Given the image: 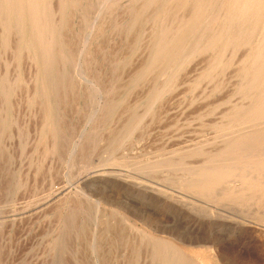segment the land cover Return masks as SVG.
<instances>
[{"label":"rangeland","instance_id":"374dc122","mask_svg":"<svg viewBox=\"0 0 264 264\" xmlns=\"http://www.w3.org/2000/svg\"><path fill=\"white\" fill-rule=\"evenodd\" d=\"M115 1L43 3L50 16L43 26L52 25L43 47L29 38L25 17L8 35L0 20V264H171V253L186 256L185 264H264V199L255 189L234 193L238 181H216L204 170L222 155H236L240 165L225 146L264 128L250 117L259 89L248 102L243 87L252 78L242 81L238 69L254 63L260 29L235 26L229 32L241 47L187 53L176 70L149 72L166 23L178 28L175 18L163 19L167 0ZM180 29L178 44L191 30ZM133 119L142 123L132 126ZM189 181H211L218 196Z\"/></svg>","mask_w":264,"mask_h":264},{"label":"bare ground","instance_id":"6f19581e","mask_svg":"<svg viewBox=\"0 0 264 264\" xmlns=\"http://www.w3.org/2000/svg\"><path fill=\"white\" fill-rule=\"evenodd\" d=\"M69 1V0H68ZM105 0H103L104 2ZM109 1V0H108ZM111 1V0H110ZM114 1V0H112ZM117 1V0H116ZM115 1V2H116ZM143 1V0H140ZM139 1V2H140ZM154 0H146L147 5H150ZM221 1V0H220ZM48 2V0H0V15L3 16V13H7V20L4 21L3 19L0 18L1 23L3 24V30L5 33L6 31H8L11 29V25H16L18 26L20 21L25 17L27 24H29V38H32L34 40H36V43H34V45H39L40 47H43L46 45L45 42V35L50 33V30L52 28L51 26H43V19L44 18H48L49 13H45L44 11V4ZM58 2V1H57ZM79 2V0H78ZM77 0H76V5H77ZM101 2V1H99ZM114 2V4H116ZM145 2V3H146ZM158 2V0H157ZM160 2V1H159ZM158 2V3H159ZM53 3V0H52ZM59 3V2H58ZM73 3V2H72ZM75 3V2H74ZM88 3V2H86ZM112 3V2H111ZM156 3V1L154 2ZM154 3L152 4V7L154 5ZM156 3V5L158 4ZM216 0H167L166 3L163 4L162 7V16L164 17L163 19H169V17H172V19L170 18V20H174L175 18V22H177V26L178 28H176L177 30H174V32L169 31L170 28L166 23V27H164L163 25V32L161 34V36L159 37L158 42L154 43V45L156 44L157 47L154 51V53L152 54V59L151 62L149 63L148 66V70L147 71H152L154 69L158 68H166L169 69L172 67V69H177L180 67L181 63H182V59L183 57L187 54L188 57H190L189 55L193 54L194 52L200 51L201 53H207V51L212 52L213 51V55L215 56L214 51H218L220 49H226L227 47H232L231 50H233V48H236L237 46H240V42H239V38L234 34V32L230 31L229 29H234L235 26H242L243 28L248 27L252 24L257 25V28L260 29V33H261V40L260 42H258V44L256 45V58L253 60L254 63H247L246 60L245 61H241V66L238 65L239 72H243V80L244 82H246L245 80L247 79V77H251L252 80L250 84H244L243 90L246 91V98L248 101V96L249 94L257 89H259L258 92V97L256 98V102L258 103L255 108L252 109V111L250 112V117H254L257 119V124H261L262 122H264V0H224L222 3H220L222 10L224 11V17L222 14V19L224 21V23H220L223 21H218L217 20V14L220 12L216 13L214 12L215 8L217 9V4H216ZM48 4V3H47ZM98 4V2H97ZM113 4V3H112ZM140 4V3H139ZM219 4V3H218ZM54 5V3H53ZM81 5V4H79ZM99 5V4H98ZM101 5L104 6V4L102 3ZM100 5L101 8H103ZM136 5V4H135ZM138 5V4H137ZM84 6H87L84 5ZM89 6V3H88ZM87 6L86 12L83 14L85 15V17L82 19H87L86 16H90V12H87V10L89 9V7ZM92 6V5H91ZM109 6H111V4H109ZM141 4L136 6L138 7L137 10L140 11ZM55 7V6H54ZM62 7V6H61ZM114 7V6H113ZM134 7V8H136ZM151 8V6H149ZM157 7V6H156ZM81 8V7H80ZM85 8V7H84ZM105 8V7H104ZM111 8V7H110ZM115 8V7H114ZM112 8V9H114ZM154 8V7H153ZM152 8V10H154ZM71 9V8H70ZM63 10H65L66 12V7H63ZM83 10V8L81 9ZM125 10V9H124ZM149 10V9H148ZM151 10V9H150ZM84 11V10H83ZM101 11V10H99ZM147 11V10H146ZM96 12V11H95ZM112 12V11H111ZM137 12V11H135ZM152 12V11H151ZM150 12V13H151ZM182 13L179 17H178V13ZM184 12V13H183ZM134 13V11H133ZM139 13V12H137ZM136 13V14H137ZM216 13V14H215ZM68 14V12H67ZM73 14V12H72ZM87 14V15H86ZM89 14V15H88ZM118 14V13H117ZM71 15V14H70ZM132 15V14H131ZM148 15V14H147ZM146 15V16H147ZM48 16V17H47ZM57 16V15H56ZM69 16V15H68ZM73 16V15H72ZM70 16V17H72ZM135 16V13L134 15ZM138 16V14L136 15V17ZM149 16V15H148ZM97 17V16H96ZM95 17V18H96ZM100 17V16H99ZM145 17V16H144ZM90 18H92L90 16ZM89 18V20H90ZM109 18V17H108ZM132 18V17H131ZM140 18V17H139ZM146 18V17H145ZM157 18V16H156ZM56 19V18H55ZM68 19V17H67ZM72 19V18H71ZM81 19V18H80ZM94 19V18H93ZM98 21V18H96ZM142 19V18H141ZM140 19L141 23L142 20ZM155 19V18H154ZM154 19H152L153 21H155ZM220 19V18H219ZM262 19V21H261ZM144 20V18H143ZM221 20V19H220ZM50 21V20H48ZM47 21V22H48ZM72 21V20H71ZM85 21V20H84ZM95 21V19H94ZM103 21V20H102ZM116 21V20H115ZM153 21L151 22V24L153 23ZM169 21V20H168ZM260 21L262 22L260 24ZM70 22V21H68ZM80 22V21H79ZM81 22H83L81 20ZM80 22V23H81ZM99 22V21H98ZM97 22V24H98ZM104 22V21H103ZM119 22V21H118ZM164 22V21H163ZM174 22V23H175ZM85 23V22H84ZM96 22H94L95 24ZM100 23V22H99ZM139 24V21L137 22ZM82 24V23H81ZM104 24V23H101ZM130 24V23H129ZM162 24V23H161ZM160 24V25H161ZM222 24V25H221ZM68 25V23H67ZM70 25V24H69ZM79 25V24H78ZM88 25V21L87 24ZM90 25V24H89ZM92 25V24H91ZM124 25V24H123ZM155 25V23H154ZM224 25H226V27H224ZM260 25V26H259ZM80 26V25H79ZM85 26V25H84ZM96 26V25H95ZM138 26V25H136ZM151 26V25H150ZM173 26V25H172ZM176 26V27H177ZM70 26H68L69 28ZM78 27V26H77ZM88 27V26H86ZM92 27V26H91ZM100 27V24H99ZM98 27V28H99ZM71 28V27H70ZM79 28V27H78ZM81 28V27H80ZM119 28V27H118ZM117 28V29H118ZM140 28V27H139ZM149 28V27H148ZM180 28H184V29H189L190 33L188 34V37L186 38V40L184 42H181L178 44L177 40L180 39L181 36L179 33V30H181ZM251 28V27H250ZM135 29V28H134ZM133 29V30H134ZM241 29V27H240ZM79 30V29H78ZM95 30V28H94ZM130 30V29H129ZM246 30V29H245ZM250 30V29H249ZM80 31V30H79ZM124 31V30H123ZM127 31V30H126ZM136 31V30H135ZM148 31V29H147ZM185 31V30H184ZM133 32V31H132ZM137 32V31H136ZM7 33V32H6ZM7 33V35H8ZM72 33V31H71ZM251 33V32H250ZM10 34V33H9ZM74 34V33H73ZM81 34V33H80ZM79 34V37H82ZM89 34V33H88ZM86 34V36L88 35ZM135 34V33H134ZM133 34V35H134ZM66 35V33H65ZM64 35V36H65ZM4 36V35H3ZM15 36V34H14ZM76 36H78L76 34ZM84 36V35H83ZM122 36V35H121ZM131 36V35H130ZM136 37V34L134 35ZM133 36V37H134ZM92 37V36H91ZM132 37V36H131ZM4 38V37H3ZM16 38V37H14ZM49 38V37H48ZM65 38V37H64ZM63 38V39H64ZM74 38V37H73ZM32 39H29L26 41V44L31 42ZM70 38H68L69 40ZM82 39V38H81ZM92 39V38H91ZM128 39L130 40L131 38L128 37ZM151 40H154L152 38H150ZM149 39V40H150ZM79 41V39H77ZM89 39H86V42ZM133 40V39H132ZM131 40V41H132ZM148 40V41H149ZM65 41V39H64ZM83 41V40H82ZM90 41V40H89ZM146 41V40H145ZM183 41V40H182ZM81 41H79L80 43ZM78 43V44H79ZM89 43V42H88ZM127 43V42H126ZM147 43V41H146ZM74 44V43H73ZM77 44V43H75ZM85 44V42H84ZM83 44V45H84ZM101 44V43H99ZM152 44V43H151ZM32 45V44H31ZM65 47L70 51V45H72L71 43L69 44L68 41L64 42ZM80 45V44H79ZM82 45V46H83ZM87 45V43H86ZM89 45V44H88ZM248 45V44H247ZM33 46V45H32ZM85 46V45H84ZM101 46V45H100ZM98 45V47H100ZM150 46V45H149ZM149 46H145L148 47ZM243 46V45H242ZM73 47V46H72ZM72 47H71V51H72ZM75 47V46H74ZM96 47V46H95ZM241 47V46H240ZM244 47V46H243ZM249 47V46H247ZM247 47L245 48L247 51ZM102 48V47H100ZM145 49V48H143ZM79 50V49H78ZM77 50V51H78ZM100 50V49H99ZM146 50V49H145ZM196 50V51H195ZM70 51V52H71ZM75 51V49H73V52ZM77 51H75L77 53ZM86 51V50H85ZM85 51L83 52L85 54ZM143 51V50H142ZM189 51V52H188ZM226 51V50H225ZM241 51V50H240ZM246 51L244 50V52L246 53ZM94 52V50H93ZM150 52V51H148ZM229 52V51H228ZM75 53V54H76ZM81 52H79L80 55ZM110 53V51H109ZM147 53V51H146ZM218 53V52H217ZM216 53V54H217ZM74 54V56L76 57V55ZM83 54V55H84ZM88 54V53H87ZM94 54V53H93ZM112 54V52L110 53ZM211 54V55H212ZM241 54V53H240ZM62 55V54H60ZM86 55V54H85ZM89 55V54H88ZM118 55V54H116ZM229 55V54H228ZM241 55H244L243 53ZM73 56V54H72ZM96 56V55H95ZM119 56V55H118ZM192 56V55H191ZM233 56V55H232ZM89 57V56H88ZM110 57V56H109ZM145 57V56H143ZM186 57V56H185ZM222 57V56H221ZM224 57V56H223ZM243 57V56H241ZM57 58V57H56ZM69 58V57H68ZM210 58V56H209ZM246 58V57H245ZM58 59V58H57ZM65 59V57H64ZM85 59V58H84ZM193 59V58H192ZM242 59V58H241ZM61 60V59H60ZM88 60V59H87ZM213 60V57L212 59ZM222 60V59H221ZM220 60V61H221ZM71 61V60H70ZM208 62V60H205ZM204 61V63H206ZM229 61V60H228ZM52 62V61H51ZM69 62V61H68ZM74 62V61H71ZM124 62V61H123ZM128 62V60H127ZM203 62V61H202ZM210 62V60H209ZM212 62V61H211ZM214 62V60H213ZM223 62V61H222ZM236 62V61H235ZM234 63H232L234 66ZM132 63V62H131ZM228 63V62H227ZM243 63H247V65L243 64ZM80 64V63H79ZM87 64V62H86ZM123 64V63H121ZM119 64V65H121ZM207 66L209 63H206ZM211 64V63H210ZM97 65V63H96ZM220 65V64H219ZM71 66V65H70ZM87 66V65H86ZM111 66V65H110ZM217 66V65H216ZM221 66V65H220ZM89 67V66H88ZM117 67V66H116ZM115 67V68H116ZM123 67V66H122ZM203 67V66H201ZM200 67V68H201ZM206 67V65H205ZM210 67V66H209ZM222 67V66H221ZM230 67V66H229ZM251 68V71L248 69ZM229 68L231 70V72H233V69ZM83 69V68H82ZM88 69V68H87ZM119 69V68H118ZM117 69V70H118ZM131 69V68H130ZM198 69V68H197ZM206 69H210V68H206ZM227 68V71L229 70ZM233 69V70H232ZM236 69V68H235ZM72 70V69H71ZM74 70V69H73ZM72 70V71H73ZM135 70V68H134ZM139 70V69H138ZM158 70V69H157ZM156 70V71H157ZM218 70V69H217ZM216 70V72H218ZM121 71V70H120ZM160 71V70H159ZM190 71V70H189ZM204 71V70H203ZM215 71V70H214ZM222 71V70H221ZM235 71V70H234ZM137 72V71H135ZM134 72V73H135ZM153 72V71H152ZM166 72V71H165ZM164 72V73H165ZM215 72V73H216ZM248 72H250L249 74H247ZM148 73V72H147ZM200 73V72H199ZM214 73V72H213ZM69 74H72V72ZM116 74V73H115ZM143 74V73H142ZM230 74V73H229ZM233 74V73H232ZM132 75V74H131ZM146 75V74H145ZM143 75V76H145ZM173 75V74H172ZM197 75V74H196ZM200 75V74H198ZM226 75V74H225ZM67 76V75H66ZM211 76V75H210ZM217 76V75H216ZM59 77V76H57ZM72 77V76H71ZM154 77V76H153ZM156 77V76H155ZM190 77V76H189ZM198 77V76H197ZM200 77V76H199ZM230 77V76H229ZM234 77V75H233ZM98 78V76H97ZM130 78V76H129ZM187 78V77H186ZM227 78V77H225ZM224 78V79H225ZM72 79V78H71ZM170 78H168L169 80ZM209 79V78H208ZM216 79V78H215ZM58 80V79H57ZM61 80V78H60ZM117 79H114L113 81H115ZM152 80V79H151ZM211 80V77H210ZM219 80V79H218ZM67 81V80H66ZM68 81L69 78H68ZM123 81V79H122ZM206 82L208 80H205ZM259 81H263L262 86L257 87L258 82ZM101 82V81H100ZM128 82V81H127ZM242 82V83H244ZM61 82H58L59 85ZM70 83V82H69ZM114 83V82H113ZM152 83V82H151ZM166 83V82H165ZM164 83V84H165ZM219 83V82H218ZM222 83V82H221ZM220 83V84H221ZM233 83V82H232ZM97 84V83H96ZM119 84V83H118ZM169 84V83H168ZM203 84V83H202ZM231 84V83H230ZM32 85V84H31ZM68 86V84H66ZM70 85V84H69ZM174 85V84H173ZM21 86V85H20ZM33 86V85H32ZM122 86V85H121ZM169 86V85H167ZM230 86V85H229ZM232 86V85H231ZM164 87V85H163ZM166 87V86H165ZM208 87V86H207ZM219 87V86H218ZM61 89V87H59ZM77 88V87H76ZM157 88V87H156ZM176 88V87H175ZM222 88V86H221ZM71 89V88H70ZM115 89V87H114ZM112 89V90H114ZM121 89V88H120ZM167 88H165L166 90ZM209 89V88H208ZM59 90V89H58ZM69 90V89H68ZM68 90H65L67 92H69ZM72 90V89H71ZM241 90V89H240ZM24 91V90H23ZM40 91V90H39ZM75 91V90H74ZM85 91V90H84ZM118 91V90H117ZM162 91V90H161ZM251 91V92H249ZM21 92V91H20ZM61 92V91H60ZM66 92V93H67ZM115 92V91H113ZM208 92V91H207ZM249 92V93H248ZM24 93V92H23ZM22 93V94H23ZM62 93V92H61ZM76 93V92H75ZM78 93V91H77ZM116 93V92H115ZM160 92H158L159 95ZM71 94V93H70ZM197 94V93H196ZM242 94V93H241ZM61 95V94H60ZM66 95V94H65ZM78 95V94H77ZM76 95V97H77ZM147 95V94H146ZM204 95V94H203ZM29 96V94H28ZM69 94L66 95V97H68ZM75 96V94H74ZM112 96V95H111ZM134 96V95H133ZM136 96V95H135ZM245 96V95H244ZM70 97V96H69ZM109 97V96H108ZM107 97V98H108ZM123 97V96H122ZM157 97V96H156ZM201 97V96H200ZM204 97V96H203ZM62 98V97H59ZM83 98V97H82ZM114 98V96H113ZM138 98V97H137ZM202 98V97H201ZM245 98V97H243ZM74 99V98H73ZM192 99V98H191ZM77 100V98H76ZM75 100V101H76ZM137 100V99H136ZM156 100V99H155ZM254 100V99H253ZM18 101V100H17ZM67 101V99H66ZM65 101V102H66ZM250 101V100H249ZM248 101V102H249ZM38 103V101H35ZM63 102V101H62ZM168 102V101H167ZM246 102V101H245ZM67 103V102H66ZM72 103V102H71ZM149 103V102H148ZM153 103V102H152ZM63 104V103H62ZM195 104V103H194ZM207 104V103H206ZM76 105V104H75ZM236 105V104H235ZM64 106V104H63ZM107 106V105H106ZM111 106V105H109ZM230 106V105H229ZM36 107V106H35ZM43 107V106H42ZM41 107V108H42ZM108 107V106H107ZM227 107V106H226ZM111 108V107H110ZM107 108V109H110ZM64 109V108H63ZM106 109V110H107ZM105 110V109H104ZM105 110V111H106ZM208 110V109H207ZM229 110V109H228ZM43 111V110H42ZM64 112V111H63ZM216 112V111H215ZM231 112V111H230ZM233 112V111H232ZM45 113V112H44ZM43 113V115H44ZM69 113V112H68ZM226 113V112H225ZM202 114V113H201ZM199 115V114H198ZM224 115V114H223ZM237 117L238 114L236 113ZM128 116V115H127ZM135 116V115H134ZM137 117V116H136ZM149 117V116H148ZM156 117V116H154ZM150 118V117H149ZM209 118V117H208ZM51 119V117H50ZM134 120V119H133ZM230 120V119H229ZM52 121V120H51ZM131 121V120H130ZM123 122V121H122ZM141 122V119H140ZM140 122H138L137 119H135L132 123L133 125H139ZM203 122V121H202ZM231 122V121H230ZM239 122V121H238ZM241 122V121H240ZM239 122V123H240ZM51 123V122H50ZM60 123V121H59ZM142 123V122H141ZM242 123V122H241ZM145 124V123H144ZM237 124V123H236ZM238 125V124H237ZM220 126V125H219ZM243 126V125H242ZM66 127V126H65ZM68 127V126H67ZM138 126H136L135 128H137ZM69 128V127H68ZM133 128V130L135 129ZM208 129V128H207ZM224 130V129H222ZM115 131V129H114ZM60 132V131H59ZM132 132V131H131ZM222 132V131H221ZM114 133V132H113ZM49 134V133H48ZM120 135V134H119ZM128 135V134H127ZM225 135V134H224ZM224 135H222V137H224ZM65 136V135H64ZM110 137V136H109ZM63 138V137H62ZM227 139V138H226ZM60 141V140H59ZM200 141V140H199ZM96 142V141H95ZM122 142V141H121ZM125 142V141H123ZM230 142V140H229ZM90 144V143H89ZM92 144V143H91ZM41 145V144H40ZM87 145V144H86ZM115 145V144H113ZM58 146V145H57ZM121 146V144H120ZM119 146V147H120ZM114 147V146H113ZM215 147V146H214ZM228 149H232V150H236L237 151V156L242 158V163L240 165H236L234 162V160L236 159V155L230 154V155H222L221 159L218 161V163H216L215 165L211 164V166H207L204 170L207 172H211L214 171L213 173H215L216 178L215 180L218 181L220 179H228L229 183H233V181H238L240 184H238L236 187V189L234 190V193H240L242 190H246V189H255V191H253L255 193V197H258V199H261V201L264 199V128L261 129V131L259 133H254V134H250L248 136V138L245 139H238L235 142H233L232 144H229L228 146H225ZM118 148V147H117ZM200 148V146H199ZM205 148V147H204ZM203 148V149H204ZM210 148V147H209ZM48 149V148H47ZM202 149V148H200ZM91 151V150H90ZM200 151V150H199ZM207 152V151H206ZM226 152V151H225ZM43 153V152H42ZM202 159V158H201ZM204 159V158H203ZM1 160V159H0ZM214 161V159H212ZM191 161V160H190ZM210 161H208L209 163ZM187 163V162H186ZM108 167V166H107ZM111 167V166H110ZM114 168V167H113ZM107 171V170H106ZM113 170H111L112 172ZM97 172V171H96ZM117 173V172H116ZM194 173V172H193ZM95 174V173H94ZM97 174V173H96ZM107 174V173H106ZM98 175V174H97ZM100 175V174H99ZM227 181V180H226ZM223 183H226L225 181ZM200 184V185H199ZM228 184V183H226ZM231 184L229 185V187L231 186ZM187 185L189 187H195L198 188L200 190H210L211 192H214V194L216 196L218 192H216V188H213V184L211 181H201L200 183H198V185L196 184H192L191 181H189L187 183ZM187 186V188H188ZM254 186V188H252ZM228 187V186H227ZM226 188V187H225ZM191 189V188H190ZM219 189V188H218ZM63 189H58L56 190V194L55 195H59L63 192ZM227 190H230L229 188ZM258 190V191H257ZM66 191V190H65ZM54 193V192H53ZM53 195V194H52ZM51 195V196H52ZM214 195V196H215ZM237 195V194H236ZM242 195V194H241ZM63 199V198H62ZM50 201V200H49ZM264 203V202H263ZM262 204V202H261ZM264 205V204H263ZM6 216V215H5ZM103 219V218H102ZM1 220V219H0ZM65 220H67L65 218ZM68 221V220H67ZM66 221V222H67ZM84 225V224H83ZM127 226V225H126ZM119 228V227H118ZM118 231V230H117ZM87 232V231H86ZM120 235V234H119ZM122 237V236H121ZM143 237V236H142ZM138 239V238H137ZM66 241V240H65ZM211 242V241H210ZM169 246V245H167ZM200 247V246H199ZM202 247V246H201ZM130 249V248H129ZM166 249V248H165ZM169 249V247H168ZM176 249V248H175ZM175 249L173 251H175ZM149 250V249H148ZM172 250V249H171ZM177 250V249H176ZM172 252V251H171ZM147 253V252H146ZM135 254V253H134ZM168 254V253H167ZM184 254V253H183ZM161 256V255H160ZM166 257V251L165 254H163V257ZM176 253H171V256H169L170 258L174 259L173 263H179V264H185L186 262V256L185 257H180V259L178 257H176ZM179 256V255H178ZM183 256V255H182ZM162 258L160 259V262L162 260ZM178 258V259H177ZM164 260V258H163ZM162 260V261H163ZM169 260V259H168ZM180 260V261H179ZM171 261V260H170ZM124 262V261H123ZM169 262V261H168ZM164 263V262H163ZM171 262V264H173ZM162 264V263H161ZM168 264V263H166ZM262 264V263H261Z\"/></svg>","mask_w":264,"mask_h":264}]
</instances>
